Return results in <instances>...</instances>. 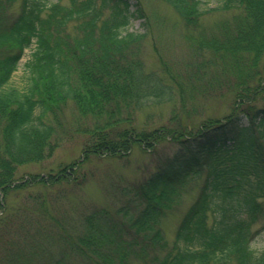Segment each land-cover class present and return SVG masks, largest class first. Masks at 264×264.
I'll return each instance as SVG.
<instances>
[{"label": "trees", "instance_id": "trees-1", "mask_svg": "<svg viewBox=\"0 0 264 264\" xmlns=\"http://www.w3.org/2000/svg\"><path fill=\"white\" fill-rule=\"evenodd\" d=\"M15 1L0 0V212L18 187L61 181L80 186L77 169L89 155L122 157L134 147L151 151L169 141L179 149L125 189L135 215L114 228L111 243L125 230L162 250L141 264H264V247H251L256 232L264 231V0H216L217 7L207 10L239 14L232 23L221 22V39L213 35L198 43L196 56L205 48L210 60L192 62L186 76L171 72L160 56V72L146 68L145 33L125 32L132 18L146 22L137 0L133 11L132 0H19L11 11ZM163 1L186 27H197L206 12L202 3L210 0ZM32 44L25 84L9 85ZM214 59L217 71L202 77L199 68L211 67ZM213 97L223 98L227 111L195 125L186 105ZM68 101L79 120H92L76 126L86 136L80 160L55 173L17 178L20 165L41 162L59 145L58 114ZM171 103L180 104L186 119L172 116L171 124L157 127L139 123L142 110ZM190 180L199 182L195 197L167 248L161 220ZM128 208L117 212L128 217ZM118 244V260L125 264L136 239Z\"/></svg>", "mask_w": 264, "mask_h": 264}, {"label": "rangeland", "instance_id": "rangeland-1", "mask_svg": "<svg viewBox=\"0 0 264 264\" xmlns=\"http://www.w3.org/2000/svg\"><path fill=\"white\" fill-rule=\"evenodd\" d=\"M137 1L142 6L146 22L144 24L142 17L132 18L125 32L145 33L141 46L146 68L160 72L157 61V56H160L168 63L171 72L185 76L190 72L192 62L199 64L210 60L211 52L205 48L202 56H196L198 43L213 35L221 39V34H224L221 22L232 23L239 14L236 9L207 10L218 5L216 0H210L202 3L206 12L200 17V24L186 27L163 0ZM135 4L136 0H132V11ZM18 8L19 0H16L11 11ZM33 48L34 44L25 49L9 85L22 87L25 84L24 64ZM217 62L214 59L211 67H200L199 74L202 77L213 75L217 71L213 65ZM263 62L264 56L261 58ZM263 104L264 99L259 102V105ZM186 106L195 125L200 118L221 115L228 108L225 100L217 97L206 100L198 98ZM58 115L56 137L59 145L51 156L41 162L20 165L17 178L55 173L60 166L80 160L86 136L80 129L76 132V126H90L92 120H79L77 109L70 101ZM172 116L186 119L179 103L146 108L138 114V121L149 127H157L171 124ZM178 149L176 143L167 141L151 151L134 147L130 154L122 157L89 155L77 169L76 176L83 177L80 186L61 181L46 186L31 184L9 191L3 199L4 210L0 212V264H120L118 252L121 249L118 243L131 238L136 239L137 245L127 247L125 264H141L157 253L162 254L161 249L154 250L139 235H132L131 231L124 230V234L118 235L113 243L111 239L116 234L114 228L123 227L122 223L135 215L134 206L127 204L130 196L125 189L146 179L168 155ZM198 184L196 180L188 181L181 197L161 220L160 228L167 248L172 243L182 214L195 197ZM125 205L129 207L128 217L117 212ZM80 239L83 241L78 242ZM251 247L254 250L264 247V231L256 232Z\"/></svg>", "mask_w": 264, "mask_h": 264}]
</instances>
